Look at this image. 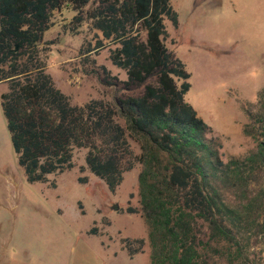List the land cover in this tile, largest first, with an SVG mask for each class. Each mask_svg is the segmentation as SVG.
I'll use <instances>...</instances> for the list:
<instances>
[{
    "label": "trees",
    "instance_id": "trees-1",
    "mask_svg": "<svg viewBox=\"0 0 264 264\" xmlns=\"http://www.w3.org/2000/svg\"><path fill=\"white\" fill-rule=\"evenodd\" d=\"M91 2L0 0V84L8 85L1 106L28 183L56 188L50 176L75 169L81 150L80 173L112 193L139 165L151 264H264V87L256 105L244 106L243 134L255 147L225 162L221 139L186 100L191 73L166 46V21L179 25L172 0H98L86 11ZM67 9L76 13L73 30L88 20L102 36L88 52L113 46L109 59L127 80L105 67L85 72L129 94L72 105L56 87L44 38ZM123 243L133 259L145 240Z\"/></svg>",
    "mask_w": 264,
    "mask_h": 264
},
{
    "label": "rangeland",
    "instance_id": "rangeland-1",
    "mask_svg": "<svg viewBox=\"0 0 264 264\" xmlns=\"http://www.w3.org/2000/svg\"><path fill=\"white\" fill-rule=\"evenodd\" d=\"M97 2L92 0L86 11ZM172 6L179 25L166 21V46L192 75L186 100L221 139L225 162L244 156L255 147L243 134L248 121L244 106L256 105L264 87V0H172ZM75 16L65 10L45 34L44 40L52 43L47 62L56 87L72 105L129 94L121 85L107 87L97 75L85 72L105 67L113 77L127 80L109 59L113 46L88 52L102 36L88 20L73 30ZM7 91L8 85L0 84V264H151L140 212V166L126 172L112 193L90 171L80 173L86 155L81 150L75 153V169L50 176L56 188L28 183L1 106ZM129 141L138 155V144ZM79 177L88 183L80 184ZM92 229L98 232L90 234ZM126 239L145 240L133 259L124 248Z\"/></svg>",
    "mask_w": 264,
    "mask_h": 264
},
{
    "label": "water",
    "instance_id": "water-1",
    "mask_svg": "<svg viewBox=\"0 0 264 264\" xmlns=\"http://www.w3.org/2000/svg\"><path fill=\"white\" fill-rule=\"evenodd\" d=\"M115 210H119V207H118V206H116V207H115Z\"/></svg>",
    "mask_w": 264,
    "mask_h": 264
}]
</instances>
